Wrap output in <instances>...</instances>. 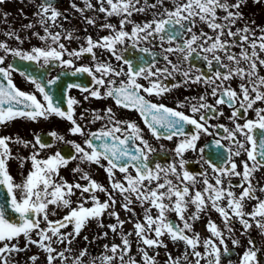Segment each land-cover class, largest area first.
Here are the masks:
<instances>
[{"label":"snow or ice","instance_id":"6c2138e0","mask_svg":"<svg viewBox=\"0 0 264 264\" xmlns=\"http://www.w3.org/2000/svg\"><path fill=\"white\" fill-rule=\"evenodd\" d=\"M5 2L6 0H0V4ZM165 2L166 0H143V3L141 0H96L98 8L91 0H83V8L73 3L71 7L84 17L86 24L93 27L97 26L96 18L84 16V13L93 10L104 14L105 23L100 24L99 28L101 31H109L110 34L97 40L86 36L84 45L78 50L69 51L65 44L61 43V33L50 31V27L60 26L57 21L62 16L67 20V15L58 11L52 0H42L38 3V10L34 15L45 34L33 35L42 41L51 40L56 47L48 44L45 48L33 47L30 52H24L9 48L6 43L0 42V51L5 53L4 56H0V65L5 63L7 55H11L24 61L37 63L42 61V67L49 65L50 62H59L64 68H70L73 67V58L79 59L85 54L91 56L94 67H76L71 74L87 73L99 87L95 90L80 88L81 92H87L95 99L110 97L118 107L139 112L145 118V124L152 136L157 140L163 138L171 141L173 137H184L174 148L178 164L173 163L167 167L156 164L153 167L149 158L155 149L143 138L141 129L134 122L118 119L113 110L108 108L103 115L94 114L93 122L107 119L111 127L105 125L97 132L86 133L74 118L73 106L79 103L77 100L68 98L65 112L52 103L45 86L33 79L31 83L46 102V105L42 104L36 96L26 94L14 85L10 75L11 71L15 70L12 65L7 68L0 67V78L6 81V85L0 83V125H5L16 118L47 120L53 115L68 121L71 124L68 130L71 135L86 137L84 147L68 142L72 144L76 153L71 159H79L81 163L87 162L103 168L111 188L109 191L93 180L88 173L82 172L79 167L73 169V172L81 173L80 178L87 181L86 185L69 184L64 181L59 176V170L66 167L69 160L59 152L46 159H38L39 152L34 151L27 158L31 160V170L21 183H16L9 172L8 162L20 159L23 167L25 158L14 157L9 144L17 143L29 147L30 142L0 136V186L7 190L6 194L10 198L6 208L0 207V264H12L13 257L27 253L30 246H35L45 254L46 264L57 262L85 264V257H89L87 264H97V260L100 264H158L157 257L160 253L156 250L168 248L162 239L165 236L173 245L182 243L184 246L180 255L175 257L166 251L165 264H193V261L194 264H201V261H206L207 264H221V246L223 254L227 255L230 251L226 239L231 240L233 247H241V240L237 238L234 229L236 221L242 226L239 235L248 236L247 246L240 256L239 264H258L259 249L250 232L255 227L260 235L264 236V199L257 195V192L264 193V187L257 188L253 183L254 173L264 168V107H256L258 103L264 104V75H260L259 72L264 68L262 55L264 28L253 29L245 24L233 31L236 23L243 19V13L239 9L247 0H235L234 3H230L229 0H170L171 8L166 7ZM254 2L259 3L260 0ZM150 9L154 10L152 19L142 23L132 20L134 14H147ZM6 16L7 14L5 18ZM113 16L120 17L119 29L107 22L108 18ZM200 24L206 25L214 35H209L203 28L197 33L196 29ZM127 25H132L130 32L125 30ZM24 27L31 29L35 25L29 23ZM257 31L261 34L257 35ZM225 34L233 39L224 40ZM5 35L20 40L15 32H8ZM63 39L72 41L78 40L79 37L68 32ZM156 40L159 41L162 58L167 65L163 68L156 66L154 52L147 47H141L144 43ZM126 41H131L133 48L151 56L152 61L135 66L123 55L126 49L118 48L125 45ZM165 44L168 47H164ZM234 47L240 49L239 53L231 51ZM95 50L110 53L117 62H121V65L117 68L111 63L97 61ZM174 53L178 54L177 63H173L169 58L170 54ZM220 54H223V59ZM65 56L70 58L64 59ZM193 56L206 61L210 69L215 63L224 71H214L211 76L202 73L193 75L191 65L188 69L181 68V62H187ZM225 59L228 63H224ZM124 65L127 66L126 70ZM174 73L182 75L185 84H204L210 87V95L215 98V104L207 103L206 95L193 97L191 100L186 97L187 107L192 113L189 116L162 103H153L141 95L143 92L147 96H163L164 93L171 91L170 87L162 83L161 78L167 79ZM122 76L127 79L121 80L118 87L115 86L116 80L108 79ZM57 79L58 77L49 80L48 85L55 84ZM140 79L147 80L149 86L144 87L140 84L138 82ZM234 79L240 81L239 91L231 87ZM178 86L180 85H173ZM100 88L106 89L103 95ZM89 96H85L84 99L88 100ZM192 100L196 102L193 103ZM221 105H227L231 109V114L227 117L233 125L231 128L222 124H208L209 119L224 115L219 111ZM185 106V103L177 104V108ZM249 112L255 114L254 119L247 118ZM186 125L194 128L192 134L185 133ZM209 128L222 129L223 135L214 141V146L224 149L227 153L226 159L220 165L205 160L214 174L212 176L214 183L209 181L207 173H201V180H198L185 169L187 161L183 159L185 152L197 151L196 142L201 134H213L209 132ZM158 129H163V132ZM117 133L121 135H116ZM49 135L60 141L64 139L56 132ZM224 140L228 141V147L221 143ZM94 141H99V144H94ZM136 141L139 142L138 145ZM31 146L33 148L38 146L41 150L51 147L50 144L42 142L39 136L35 137V144ZM199 151L202 152L203 149ZM242 153L246 154L247 159L237 164L233 158L240 157ZM101 161H106V165ZM241 168L242 171L238 170ZM116 172L123 174L122 180L116 178ZM172 177L175 178V182ZM233 177H239L240 183L233 185L231 183ZM225 178L228 180V187H224ZM201 182L203 189L193 191L197 183ZM233 188L241 189L239 195L232 190ZM17 191L21 193L19 198L16 195ZM77 191L80 193V202L76 207H72L71 197L75 196ZM98 193H104L107 199L101 202ZM114 194H118L122 199L120 207L129 214L127 221L121 220L119 213L114 210L117 204ZM249 201L255 203L251 211H246V202ZM88 203L92 206L85 207ZM137 204L143 209L142 218L138 217L135 211ZM209 206L221 217L224 230L209 219L205 227L210 237L202 240L200 234L194 230V224L202 218V213L208 211ZM190 207L195 210L189 214ZM59 208H66L69 211L61 219L50 220L49 215H56L55 209ZM8 209L17 215V223L6 218ZM170 213H175L179 223L169 219ZM105 215L115 220V223L106 227L120 236V244L113 243L110 247L104 245V252L98 257H92L87 248L79 250L78 255H71V245L88 222L94 220L98 227L104 228L102 217ZM125 223H132V231L123 232ZM42 224L45 226L42 227ZM69 226L72 228L71 231H62L67 230ZM225 231L228 233L227 238L224 235ZM33 233L36 239H33ZM107 235L108 232L103 233V237ZM133 235L139 259L132 254L133 245L129 237ZM21 236L26 241L23 247L18 243ZM83 238L88 240L87 236ZM13 241L17 243H12ZM54 244L64 245L63 250L53 247ZM201 247L204 249L203 252L199 250ZM149 250H152L153 254L150 255ZM28 260L31 264H38L40 256L33 254Z\"/></svg>","mask_w":264,"mask_h":264},{"label":"flooded vegetation","instance_id":"af4514ba","mask_svg":"<svg viewBox=\"0 0 264 264\" xmlns=\"http://www.w3.org/2000/svg\"><path fill=\"white\" fill-rule=\"evenodd\" d=\"M42 2V0H6L5 3L0 4V42L6 43L9 48L18 49L24 52H30L33 47L45 48L48 44H52L51 40L42 41L37 36H34L33 33H39L43 36L44 30L40 27L37 23V17L34 15L38 10L37 5L38 3ZM230 3H234L235 0H229ZM52 3L57 8L58 11L67 15L68 19L65 20L63 16L58 19L57 24L60 25L59 27H50V31L52 33L60 32L62 39L61 43H64L66 48L69 51L78 50L82 45H84V38L86 36H91L94 40L99 39L102 36L109 35V31L104 30L101 31L99 28L100 24L105 23L104 14L99 13L98 11L87 10L84 13V16L95 17L97 20V26L93 27L91 25L86 24L84 17L81 16L79 12H76L71 5L75 3L77 7H84L83 0H52ZM91 3L95 7H99L97 5L96 0H91ZM143 3V0H141ZM106 6V5H105ZM165 6L168 8L172 7L170 0H166ZM162 11V9H160ZM152 9L148 11L147 14H134L132 20L136 23H142L146 20L152 19ZM240 12L243 13V19L238 21L233 28L235 31L236 28H242L245 24L253 29H260L264 28V0H260L259 3H255L254 0H247L246 4L242 5L239 9ZM5 14H7L5 18ZM219 15H223V13H219ZM119 20L120 17H110L108 18L107 22L116 26L119 29ZM254 22V23H253ZM32 23L35 27L28 29L24 26ZM132 25H127L125 30L131 31ZM203 28L205 32L209 35H214L210 29L207 28L206 25L200 24L198 25L196 31L199 33V30ZM86 29V31H85ZM8 32H15L17 36L20 37V40L15 38H9L5 33ZM68 32H72L74 36L79 37V39H73L72 41H67L63 39V36ZM257 35L261 33L257 31ZM224 40H230L233 38H229L226 34L223 37ZM22 41V43H21ZM178 43H182V41H177ZM175 46V45H173ZM52 47H56L55 44H52ZM141 47H147L150 51L156 54L155 58L157 61L156 66L163 68L166 65V62L162 58V52L159 47V41H153L151 43H144ZM164 47H168L167 44ZM119 49H126L123 52V55L126 59L131 60L135 66L142 64L143 62H151L152 57L148 56L145 53L140 52L137 48H133L131 46V41H126L125 45L118 46ZM97 61L99 62H107L111 63L113 67L119 68L121 62H117L114 57L107 52H103L101 50H95ZM231 51L235 53H239L240 49L238 47H234ZM5 53L0 51V56H4ZM223 59V54H220ZM264 55V54H262ZM178 54H170V59L173 63L178 62ZM70 57L65 56L64 59H69ZM73 67L64 68L59 64V62H50L47 66H41L42 61L37 62H30L21 60L18 57H13L11 55H7L5 57V63L0 65V67L7 68L9 65H12L14 71H11V79L14 85L21 91L25 92L26 94H31L36 96L37 100L42 104L46 105V102L43 99V95L37 91L35 85L31 83V80H36L37 82L41 83L45 86V90L48 95L51 97L52 103L55 106H58L61 110L67 111V100L68 98H74L79 103L74 105V112L77 123L80 124L87 132H97L108 125L107 119L104 120H97L93 122V115L98 113L103 115L104 111L108 108H111L113 112L116 114V117L120 120L126 122H134L142 131L143 138L148 141V143L152 146L155 151L150 155V165L155 166L156 164H160L161 166L167 167L173 163L178 164V158L175 156L174 148L177 143L184 139V137H173L171 141L166 139H159L157 140L155 137L152 136L151 132L149 131L147 125L145 124V118L140 115L139 112L135 110H129L125 108H120L115 104V101L112 98H105V99H95L89 96L87 92H81L80 88H88L95 90L99 86L93 83L92 77L88 76L87 73H77L76 75H72L71 73L75 70L76 67L80 66H88L94 67V61L92 60L91 56L85 54L84 56L80 57L79 59H74ZM224 63H228L225 59ZM189 65H191L193 69V75L202 73L205 76H211L214 71L223 72L224 69L220 68L219 65L213 63L212 68L210 69L207 65L206 61L203 59H197L195 56L190 58L187 62H181L182 69H188ZM125 70L127 68L124 65ZM170 67V66H169ZM260 75H264V68L259 70ZM99 76V74H96ZM58 77L57 82L51 86L48 85V81ZM108 79L116 80V85L119 86L121 80H126V77H109ZM155 79V78H153ZM162 83L167 85L172 90L169 92L164 93L163 96H147V94L141 92V95H144L146 99L150 100L153 103L157 104H164L166 107L173 108L178 111L184 112L186 115L191 116L192 113L189 111L187 107V103L185 98L199 97L201 95L207 96V103L215 104V98L210 95V87H206L204 84H185L184 77L180 74L174 73L171 77L167 79L161 78ZM140 84L144 87L149 86V82L147 80L140 79L138 80ZM0 83H4L6 85V81H3L0 78ZM239 79H234L231 82V87L239 91ZM69 85H79L80 87H71ZM173 85H180L178 87H173ZM105 88H100L101 94L105 92ZM89 96L88 100H85L84 97ZM195 103V100H192ZM178 103H185L184 108H177ZM256 107H264V104L258 103ZM219 111L223 112L224 115L216 118V119H209L208 124L210 125H218L222 124L229 128L233 127V125L227 119L228 116L231 114V109L227 107V105L219 106ZM83 116V118H82ZM150 119V117H148ZM198 119V114L197 117ZM248 119H254L255 114L253 112H249L247 114ZM243 123V121H239ZM71 124L56 116H50L47 120L43 118H37L36 120H29L27 118H16L5 125H0V136H10L15 140L19 138L23 141L30 142L29 147H24L22 144L17 143H10L9 148L11 149L12 155L14 157H23L25 158L23 162V167H21V160L20 159H12L8 162V169L10 174L13 176L14 181L16 183H21L23 179L27 176L28 172L31 170V160L27 159L32 155L34 151L39 152L38 159H46L48 156L54 155L56 152H59L61 156L69 160V163L66 167H61L59 170V176L63 178L69 184L80 183L82 185H86L87 181L82 180L80 178L81 173L73 172V169L79 167L82 172H86L90 175V177L95 180L97 183L103 185L105 188H108L111 191L107 174L104 172L103 168L95 165L90 164L87 162L81 163L79 159H71V157L75 156V149L72 147V142L75 144H80L84 147V140L86 137L84 136H74L69 133V128ZM158 131L163 132V129H158ZM186 134H192L194 132V128L190 125H186L184 129ZM51 132H56L58 136H62L64 139L63 141L57 140L49 135ZM209 132L213 133L212 135H204L201 134L200 139L196 142L197 143V151H187L184 153L183 159L187 161L185 164V169L189 171L191 174L196 176L198 180H201V173H207L208 179L210 182L214 183L212 180V176L214 175L211 168H209L208 164L205 163V160L220 165L226 159L227 153L224 149H218L214 146V141L219 138V136L223 135L222 129H213L209 128ZM259 133L257 132V135ZM116 135H121L117 133ZM39 136L42 142L50 144L51 147L45 148L43 150L39 149L38 146L33 148L31 145L35 144V137ZM121 138H123L121 136ZM239 139H243V137H238ZM94 144H99V141H94ZM130 144L133 142H129ZM137 145L139 144L138 141L135 142ZM225 147L229 146L228 141L224 140L221 141ZM248 147H251L248 145ZM199 149H203V151H199ZM237 164L240 163L242 160H246V154H243L240 157L233 158ZM101 163L106 165V161H101ZM179 170V169H178ZM242 171L241 169H238ZM133 175L135 172L130 169ZM254 181L253 183L256 184L257 188L264 187V168L260 169L258 172L254 173ZM116 178L118 180L123 179V174L116 172ZM175 182V178L172 177ZM57 182H59V178H57ZM231 183L233 185L240 183L239 177H233ZM224 187H228V180L225 178L224 180ZM203 184L197 183L195 190H202ZM237 195L241 192L240 188H233L232 189ZM17 198L20 197L21 193L19 191L16 192ZM101 202H103L107 197L104 193L97 194ZM117 200L118 211L122 214L126 215V212L120 207L122 203V199L118 194H114ZM257 195L260 196L261 199H264V193L257 192ZM80 193L79 191L76 192V195L71 197L72 200V207H76L77 204L80 202L79 200ZM255 201L246 202V211H251V207L254 205ZM91 203L85 204V207H91ZM67 212L69 209L62 208ZM195 209L190 207L189 214L194 211ZM135 211L138 217L143 216V209L139 207V205H135ZM129 215V214H128ZM155 215V212H153ZM107 216V215H106ZM169 219L172 221H176L177 217L175 213L169 214ZM211 219L214 221L223 231L224 225L222 222L221 217L218 213L209 209L207 212L202 213V218L195 222L194 230L198 232L201 236V239H206L210 237V233L206 230V223ZM126 220V219H125ZM111 218H108L107 223L110 224ZM235 234L237 238L241 240V247H233L231 244L230 239H226V245L230 250L227 255L223 254V246H221V264H239L240 256L247 246L248 236H240L239 233L242 231V226L239 224L238 221L234 223ZM190 234V233H189ZM225 237L227 238L228 233L225 231ZM251 238L255 241L256 247L259 249L258 251V264H264V236H261L259 230L255 227L250 232ZM165 243L168 245L167 250L164 248L157 249L160 255L157 257L158 264H165L166 255L165 252H171L172 255L178 256L184 250L183 244L173 245V243L167 238V236L163 237ZM133 245L132 254L139 259V254L136 250V240H130ZM86 247V246H85ZM201 252L204 249L201 247L199 249ZM97 251L104 252V245L97 244V247H93L90 250V254L95 256ZM150 251V255L153 254L152 250ZM194 264V261H193ZM201 264H207L206 261H201Z\"/></svg>","mask_w":264,"mask_h":264},{"label":"rangeland","instance_id":"374dc122","mask_svg":"<svg viewBox=\"0 0 264 264\" xmlns=\"http://www.w3.org/2000/svg\"><path fill=\"white\" fill-rule=\"evenodd\" d=\"M50 208H53V206H50ZM118 206L116 205L115 206V211L117 213H119V216H120V219L121 220H124L126 219V221L129 219V215L128 213H126V215L122 214L120 211H118ZM56 211V215H49V219L50 220H58V219H61L64 215H66V211H64L63 209L59 208V209H55ZM105 220H106V217H103V223H105ZM93 221H89L86 228L81 232L80 236L73 242V244L71 245L72 247V253L71 255L75 256V255H78L79 254V250H81L82 248H80V246L83 247V249L85 248V246L87 247V250L89 252V249L93 246H95V244H100L101 241H104L106 240L107 241V245H109V247L113 244V239H118V238H114L115 235L117 234H114L112 233L111 231H109V229L105 226L104 228H101V227H98L97 225H94V223L92 224ZM111 223H114L112 220L110 222ZM130 223H125L124 225V229H126L124 231V233H128L130 231H132V227L129 226ZM42 227H44L45 225H41ZM92 227L93 229V232L95 233H92V235H88V232H89V228ZM72 228L71 226H69V228L67 230H62V231H71ZM105 232H108V235L107 237H103V233ZM96 237L95 240H92L91 236L92 237ZM87 236L88 237V240H85L83 237ZM103 237V238H101ZM33 239H36V236L35 234L33 233ZM94 239V238H93ZM130 240H134L135 239V236H130L129 237ZM12 243H17V241H13ZM19 246L20 247H23L24 244L26 243L25 239L23 236H21L19 238ZM53 247L57 248L58 250H63V247L64 245H60V244H54ZM33 254H38L40 256V261L38 262V264H46L45 262V254L40 252L39 249H37L35 246H30V250L27 252V253H21V254H18V255H15L13 257V260H12V264H31V261L28 260V257L33 255ZM66 255H68L66 253ZM100 256V254H96L95 256H92V257H98ZM85 264H87V261L89 259V257H85ZM57 264H59V262H57ZM70 264V262H69ZM97 264H100L99 260H97Z\"/></svg>","mask_w":264,"mask_h":264},{"label":"water","instance_id":"95a60500","mask_svg":"<svg viewBox=\"0 0 264 264\" xmlns=\"http://www.w3.org/2000/svg\"><path fill=\"white\" fill-rule=\"evenodd\" d=\"M2 189L0 190V207H5L7 206V202L9 201V197L7 196V190L5 188H3V186H1ZM6 218L10 221V222H14L17 223L18 219H17V215L15 213H13L10 209H8L6 211Z\"/></svg>","mask_w":264,"mask_h":264}]
</instances>
